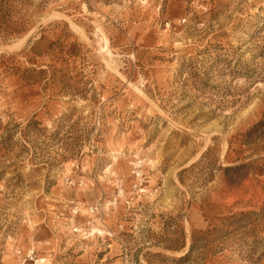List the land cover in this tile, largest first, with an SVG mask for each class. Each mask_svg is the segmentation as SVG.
Segmentation results:
<instances>
[{
    "label": "rangeland",
    "instance_id": "obj_1",
    "mask_svg": "<svg viewBox=\"0 0 264 264\" xmlns=\"http://www.w3.org/2000/svg\"><path fill=\"white\" fill-rule=\"evenodd\" d=\"M42 2L0 35V264H264V0Z\"/></svg>",
    "mask_w": 264,
    "mask_h": 264
},
{
    "label": "trees",
    "instance_id": "obj_2",
    "mask_svg": "<svg viewBox=\"0 0 264 264\" xmlns=\"http://www.w3.org/2000/svg\"><path fill=\"white\" fill-rule=\"evenodd\" d=\"M44 2L42 0H0V35L7 37L23 32L28 23L24 14L21 13L23 7L35 6L37 10H40Z\"/></svg>",
    "mask_w": 264,
    "mask_h": 264
},
{
    "label": "built area",
    "instance_id": "obj_3",
    "mask_svg": "<svg viewBox=\"0 0 264 264\" xmlns=\"http://www.w3.org/2000/svg\"><path fill=\"white\" fill-rule=\"evenodd\" d=\"M138 175V173H136Z\"/></svg>",
    "mask_w": 264,
    "mask_h": 264
},
{
    "label": "bare ground",
    "instance_id": "obj_4",
    "mask_svg": "<svg viewBox=\"0 0 264 264\" xmlns=\"http://www.w3.org/2000/svg\"><path fill=\"white\" fill-rule=\"evenodd\" d=\"M103 52V51H102Z\"/></svg>",
    "mask_w": 264,
    "mask_h": 264
}]
</instances>
